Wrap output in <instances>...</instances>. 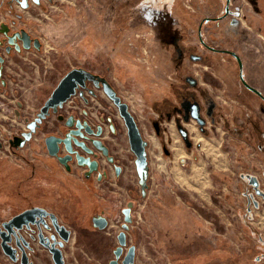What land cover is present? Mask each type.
<instances>
[{
	"label": "rangeland",
	"instance_id": "rangeland-1",
	"mask_svg": "<svg viewBox=\"0 0 264 264\" xmlns=\"http://www.w3.org/2000/svg\"><path fill=\"white\" fill-rule=\"evenodd\" d=\"M176 1L179 5H173L174 9L160 16H153L151 22L148 21L151 18L137 9L144 7L142 0H121L119 6L113 0H46L41 15L32 10L21 11L23 25L43 42L42 52L30 58L37 62L40 74L42 68L45 71L46 78L39 79L44 82L45 93L70 68L87 69L107 81L128 104L138 126L141 124L140 131L147 142L149 169L146 186L142 187L126 134L123 150L133 162L117 180L113 178L111 190L105 187L109 191L105 193L100 192V187H86L79 173L67 175L55 169L43 151L42 140H34L12 154L1 149L0 228L13 209L28 204L27 199L35 204L42 201L50 208L52 195H61L56 203L57 210L62 214L65 208L71 210L76 227L87 228L72 234L66 249L67 260L75 264H107L118 243L116 234L121 226L116 220L123 216L122 207L133 202L132 213L137 226L143 222L151 201L163 196L178 200L179 205L194 212H200V208L205 212L202 219L204 250L197 251L192 264H264L263 214L258 201H264L262 173L253 171L250 179L247 177L252 186L248 189V183L245 185L252 198L249 207H261V212L241 218L235 205L232 206L235 200L232 186L236 183L232 179L233 172L239 168L245 170V166L252 164L262 165L264 171V101L242 84L236 58L209 50L198 33L204 18H216L204 22L201 30L204 43L216 49L235 51L242 60L244 79L264 95V0H230L229 14L224 18L225 0ZM148 26L157 27V35ZM175 35H179L183 42L180 44L194 54L193 58L186 57L187 66L182 73L187 76L185 73L179 77L169 74L168 69H172L169 56L175 51ZM171 77L188 82L198 79L208 86L205 89L217 104L232 101L231 116L217 105L204 102L201 110L200 105L192 101L188 103L189 111L195 106L203 125L190 116L180 117L177 122L173 118H163L160 104L165 100L167 93L164 95V92H170ZM30 90L24 113L31 118L43 101L38 91ZM100 94L105 103L110 102L102 92ZM0 113L5 112L0 109ZM154 120L161 126L158 133L153 129ZM180 127L186 130V138L179 132ZM185 143L192 144L194 158H188L191 154L186 153ZM180 158L186 159V163L180 162ZM30 164L40 170L35 177L31 175ZM202 164L209 171L206 179L210 182H206V189L217 203L206 202V208L195 201L194 193L197 195V192L192 183ZM43 166L52 168L54 175H45ZM214 172L220 174L214 177ZM214 179L218 180V187L210 185ZM59 181L62 186L56 187ZM40 194H49L48 199L40 198ZM179 205L171 207L175 216L182 214L183 208ZM104 210L112 221L106 229L99 230L91 226L90 217ZM249 225L255 228L252 237ZM134 235L132 230L128 239ZM245 241L254 242L253 246L247 245L253 249L251 253L243 246ZM128 244L137 246L134 264H177L170 257L173 254L170 245L142 230L139 242L128 240ZM173 244L180 249V238L176 245ZM5 256L0 246V264H7ZM45 259L49 260L47 255ZM48 264H52L51 260Z\"/></svg>",
	"mask_w": 264,
	"mask_h": 264
},
{
	"label": "flooded vegetation",
	"instance_id": "flooded-vegetation-1",
	"mask_svg": "<svg viewBox=\"0 0 264 264\" xmlns=\"http://www.w3.org/2000/svg\"><path fill=\"white\" fill-rule=\"evenodd\" d=\"M45 1L0 0V109L1 112H5L3 115L0 113V150L3 149L12 154L24 149L34 140H42L43 151L50 158L52 166H56L55 169L67 175L79 173L86 187H100V192H109L105 190V187H111L113 178L117 180L131 166L133 160L128 154H124L122 142L124 135H127V128L117 104L105 89L104 82L110 85L107 81L92 71L84 69L94 77H86L84 85H78L66 101L55 108H50L40 121H36L40 108L54 88L62 77L73 69L66 70L54 86L45 93L42 88L44 82L39 80L46 78L45 71L42 68V74H40L37 62L30 58L42 52L43 42L23 25L24 15L21 12L32 10L36 11V15H41ZM203 25L204 22L202 27ZM24 31L28 33L27 40L23 38ZM199 38H202L201 34ZM25 44H28V47ZM110 86L118 95L113 86ZM30 88L33 89L32 92L38 91L43 101L31 118L24 113V108L28 106ZM100 92L107 97L109 103L102 100ZM8 104L10 105L7 108ZM33 122H35V129L32 131L30 124ZM28 133H30L29 138H27ZM50 136L59 139L55 154H51L46 142ZM28 167L34 177L39 174L40 170L35 166L30 164ZM42 170L47 176L54 175L53 169L49 166L48 168L43 166ZM78 183L74 184L78 185ZM55 185L62 186L60 181ZM47 195L40 194V198L48 199ZM60 198H62L61 195H52V200L49 199L50 208L42 201L35 204L31 199H27L29 201L27 205L13 209V213L6 222L26 210H33L35 215L32 221L22 222L20 227L11 224L10 231L3 226L0 228V231L6 232L7 244L11 251L10 255L5 254L7 264H48L50 260L54 264L49 251L52 243L62 250L65 264H75L67 260L66 249L72 240V234L87 228L76 227L77 221L72 217L71 210L68 211L69 209L65 208L63 214L57 210L59 206L57 207L56 203ZM123 208L125 207H122V210ZM99 215L104 216L108 221L107 227L110 226L112 220L105 210L90 217L91 226L99 229L93 222V218ZM118 223L122 225L123 216ZM61 231L69 233L67 241H63ZM60 241H63V245H60ZM116 246L112 249L113 251ZM43 251H46V254ZM46 255L49 260L45 259ZM23 258H26L27 263L22 262ZM112 258L107 261V264ZM79 264L102 263L81 262Z\"/></svg>",
	"mask_w": 264,
	"mask_h": 264
},
{
	"label": "crops",
	"instance_id": "crops-1",
	"mask_svg": "<svg viewBox=\"0 0 264 264\" xmlns=\"http://www.w3.org/2000/svg\"><path fill=\"white\" fill-rule=\"evenodd\" d=\"M113 1L117 6H119L121 0H113ZM139 1L141 2V0ZM142 1L144 3V7L142 9L137 7V9L141 10L144 13V16H148L149 18H151V19H148V21L150 22L153 20L154 18L153 16L155 15L157 16V14H159L160 16L162 13L171 11L172 9H174L176 5H179L178 4L179 2L175 4V2H177L176 0H153V1L152 0H142ZM128 4L131 5L132 3L130 2ZM173 5L175 6L172 7ZM176 9H178V7ZM117 23L123 24L124 22H117ZM117 23L113 24V26L116 25ZM150 25L152 26V24ZM167 29L169 28L167 27ZM157 30H158L157 27L151 28V31L153 32V34H156V35L158 33ZM163 39L166 40L167 37L164 36ZM180 42L182 41L179 35L173 36V44L175 46V51L171 53V55L169 56L170 61H171L170 67L172 68V69H168L169 74H173L174 76L176 75V77L177 76L179 77L181 74L185 73V72L182 73V70L183 69L185 70V67L187 66L186 57L190 56L191 58H193L194 56V54H190L188 51V48L181 45ZM200 58H202V56H200ZM165 59L167 60V58ZM168 64H169V61H168ZM184 75L187 76V73H185ZM175 78H172V77L170 78L172 80L170 83L171 85L170 92L168 93L167 92L168 90L164 92V95L166 93L167 94L165 96V100L160 104L163 110L161 112L163 118H167V119L173 118V120L178 121V118L180 119V117L185 118L186 116H190L194 118V114H197V112H198L199 117L202 118L200 116V111L196 110L195 106H193L192 109L190 108V111H189L188 103L192 101L198 103L200 105L201 110H203L202 103L204 102L207 104L209 103V104L217 105L218 108L220 109L224 108V110L230 112L228 113V115L230 114L229 117L231 116L232 101H225L226 102L225 104L218 102L217 104L213 100L211 94H209L206 91L205 88L208 86L198 81V79H196L195 82H188L186 79L182 81V80H177ZM198 90L200 91V94ZM175 115H177V117ZM153 124L155 128L153 127L152 128L157 133L160 132L161 126L159 125V122H157V120H154ZM140 126L141 124H139V127ZM140 130H141V127H140ZM191 145L192 144H189V143H187L186 145L188 149L186 150V153L188 155L191 154L190 156H188V158H190L191 156L194 158V155H195V153L192 152L193 149ZM195 159H198L197 156H195ZM182 160H184V163H186V159L180 158V162H182ZM250 166L251 167L245 166L247 167L245 170L240 171L242 168H239L238 170H235L233 174L231 173L233 176L232 179L236 182L232 186V188L234 187V192H233L234 197L233 198L235 200L231 202H232V206L235 205L236 213L242 216L241 218L249 217L251 215H254L255 213L257 214L261 212L260 208L262 207L263 217L261 219H262V224L264 226V201L258 200L259 198L257 199L258 201H260V205H261V207L258 209L249 207L248 203L252 198L250 197L249 192H247L249 187L252 186L250 185L251 180L248 181L247 177H249L250 179L251 174L253 173V171H256V170H258L259 174L262 173L261 175L264 177L263 166L262 165L253 166V164ZM259 166L261 168H259ZM198 168L199 169L195 173L196 177L192 179L193 186L196 188V192H197V195L194 193L195 201H197V203H199V205L203 208L205 207L204 204L206 202L214 203L215 205L217 204L215 202V199L211 197L210 191L206 189V182H210V180L206 179L207 173L209 172L208 168L206 167L205 164H202V166ZM247 172H249V174H247ZM219 174L220 173L217 174L216 172H214L213 176L215 177V175H219ZM217 181L218 180L216 179L212 180V184L210 183V185L213 187L214 186L218 187L216 184ZM238 182H241V184L237 185ZM246 184H247L246 187L248 188L247 190L245 187ZM250 194L252 195L251 192ZM262 196L264 197V194ZM252 197H254V195ZM199 198L201 199L200 201H199ZM257 200H255V202H258ZM174 205H179L178 200L176 199L169 200L168 197H163V196L158 200L151 201L145 213L144 220L140 225H137V226L135 225V222H134L135 217H134L133 222L130 225V229L128 233L130 235V232L133 230L135 235L130 237L128 240H130L132 243L134 242L136 243L137 241L139 242L140 231L142 230L144 234L150 235V236L152 235L153 237L155 236L156 239H159L162 243L170 245L169 247L170 250H173V254L170 256L172 261L176 262L177 264H192L194 257L197 255V251L204 250L203 248H204V244L206 240L204 238L205 227H204V224H203L204 222L202 219L204 216L203 214L205 212L201 208H200V212L199 211L194 212L188 207L181 206L182 204H180L179 206L183 208L182 214L181 216L180 215L178 216V214L177 216H175L171 209V207ZM249 227H250L249 235L252 237L254 235L253 233L255 231V228L251 225H249ZM179 238L181 242V247L180 249H177L173 243H175L176 245V240H178ZM253 243L254 242L250 243L249 241H245L243 246L244 247H246L247 245L253 246L254 245ZM248 246L246 248H248L249 252L251 253L253 249L251 247L249 248ZM246 251L248 250L246 249ZM262 255H264V251H262Z\"/></svg>",
	"mask_w": 264,
	"mask_h": 264
},
{
	"label": "water",
	"instance_id": "water-1",
	"mask_svg": "<svg viewBox=\"0 0 264 264\" xmlns=\"http://www.w3.org/2000/svg\"><path fill=\"white\" fill-rule=\"evenodd\" d=\"M229 2L230 0H226V6H225V14L227 15L229 11ZM216 20V18H204L199 27L198 32L201 34L202 24L204 21L208 20ZM28 33L23 32V38L27 40ZM201 42L208 47L211 50L222 52V53H228L236 58L238 66H239V78L242 82V84L248 88L250 91H252L254 94L258 95L263 101H264V95L254 86L250 85L243 76V68H242V60L240 56L235 52L228 49H216L214 47L208 46L204 43L203 39H200ZM26 47H28V44H25ZM86 77L92 78L94 75H92L90 72H87L86 70L82 68H73L69 72H67L62 79L59 81L57 86L54 88L50 96L47 98L45 103L40 108V112L38 113V117L36 121H40L41 117L45 116V114L48 112L50 108H55L58 105H61L64 101H66L74 92L75 88L78 85H84ZM105 83V89L109 96L114 100V102L117 104L119 108V112L121 116L124 119L126 128H127V135H128V141L130 145L131 151L135 155V166L137 170V174L139 177V183L142 187L146 186V181L148 178V158H147V151H146V144L147 142L144 140L142 133L140 131V128L133 116V114L130 112L128 108V104L126 102H123L120 98V96L116 95L114 90L111 88L110 85ZM194 118L197 120L198 124L203 125L204 121L202 118L199 117L198 112L197 114H194ZM35 122L30 124V128L33 131L35 129ZM179 132L182 134L183 138L187 137V132L183 128H179ZM30 137V133L27 134V138ZM58 138L54 136H50L46 139L48 147H50L51 154L56 153L57 142ZM81 163V161H79ZM118 172V170H117ZM132 209H133V202L129 201L127 206L123 208V223L121 225V230L117 234V241L118 244L116 248L113 251L114 257L109 261L108 264H134L135 257H136V245L135 244H128V231L130 229V225L133 222L132 217ZM35 213L33 210H26L23 213L15 216L12 218L9 222H4L3 227L6 230H11L10 226L11 224H15L17 227L21 226L22 222H29L33 220ZM56 220V218H54ZM94 225L97 226L99 229H105L107 227L108 221L104 216H96L93 218ZM57 226V224H56ZM62 227V226H61ZM64 228V227H62ZM61 237L63 241H67L69 239V233H63L61 231ZM0 246L2 248V251L6 255H10L11 251L7 244L8 237L6 236L5 231H0ZM63 241H60V245H63ZM49 251L52 254V260L54 264H65L64 255L62 250L55 246L54 243H52L49 247ZM23 263H27L26 258H23Z\"/></svg>",
	"mask_w": 264,
	"mask_h": 264
},
{
	"label": "built area",
	"instance_id": "built-area-1",
	"mask_svg": "<svg viewBox=\"0 0 264 264\" xmlns=\"http://www.w3.org/2000/svg\"><path fill=\"white\" fill-rule=\"evenodd\" d=\"M121 216H122V215H121ZM121 216H120V218H119V219H117L118 221H119V220H121Z\"/></svg>",
	"mask_w": 264,
	"mask_h": 264
}]
</instances>
